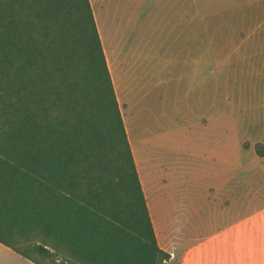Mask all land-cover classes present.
Returning <instances> with one entry per match:
<instances>
[{
  "label": "trees",
  "instance_id": "trees-1",
  "mask_svg": "<svg viewBox=\"0 0 264 264\" xmlns=\"http://www.w3.org/2000/svg\"><path fill=\"white\" fill-rule=\"evenodd\" d=\"M0 242L35 264H170L89 0H0Z\"/></svg>",
  "mask_w": 264,
  "mask_h": 264
},
{
  "label": "rangeland",
  "instance_id": "rangeland-1",
  "mask_svg": "<svg viewBox=\"0 0 264 264\" xmlns=\"http://www.w3.org/2000/svg\"><path fill=\"white\" fill-rule=\"evenodd\" d=\"M89 2L105 42L128 37L116 98L157 243L178 264L264 207V0ZM0 264L34 263L0 244Z\"/></svg>",
  "mask_w": 264,
  "mask_h": 264
},
{
  "label": "crops",
  "instance_id": "crops-1",
  "mask_svg": "<svg viewBox=\"0 0 264 264\" xmlns=\"http://www.w3.org/2000/svg\"><path fill=\"white\" fill-rule=\"evenodd\" d=\"M95 23L116 96L124 97L125 89L121 80L131 73V66L135 64V61L128 64L124 58V42L128 37L116 31L112 43H108L109 40L105 42L110 32L105 31L104 21L99 17L95 16ZM142 56L144 57V54ZM148 58L149 55L146 56V59ZM145 198L149 208L155 201L151 198L147 200V196ZM160 247L171 256L175 253L167 247ZM178 264H264V207L221 228H215L193 244L185 245L182 247Z\"/></svg>",
  "mask_w": 264,
  "mask_h": 264
}]
</instances>
